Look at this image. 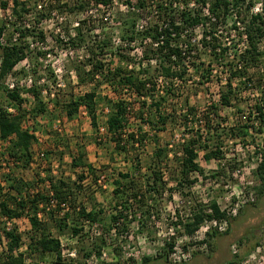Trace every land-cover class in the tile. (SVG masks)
Segmentation results:
<instances>
[{"label":"rangeland","instance_id":"374dc122","mask_svg":"<svg viewBox=\"0 0 264 264\" xmlns=\"http://www.w3.org/2000/svg\"><path fill=\"white\" fill-rule=\"evenodd\" d=\"M30 3L32 10L22 18L19 24L34 26V35L25 38L33 52L18 63L4 80L0 81V98L4 97L2 86L7 87L13 82L18 83L16 84L18 87L26 88L25 84L22 86L19 84L25 78L31 77L33 82L42 85L41 100L48 110H53L55 113L54 116L44 115L36 120L27 116L23 120L22 126L31 128L37 139L33 146L34 162L26 168H15L13 165L11 167L16 176L27 181L36 179L38 171L41 172V177L44 176L45 168L50 167L55 172L57 171V175L61 178L82 185V189H76L75 185H72L75 192L74 197L83 201L87 209L93 206L90 198L95 201L94 209H101L95 223H87L83 218L74 217L67 220V227L63 230L58 229L53 220L45 221L47 231L60 239L62 244L63 263L61 264H130L129 257H132L135 264H141L144 257L152 258L162 254L166 242L169 241L174 243L167 260H152L148 264H219L231 258L233 254L241 257L240 264H264V192L257 196L254 203L246 202L238 207L236 214L240 210L239 214L232 220L229 232L219 234L215 239L208 240L205 232L209 227L224 232L218 228L223 220L216 221V225L211 222L204 223L191 236L184 235L182 226L176 225V222L185 221L190 217L195 203L207 204L214 200L229 215L232 208L246 198L250 192L255 191L258 194L260 189H264V181L262 183L255 172L260 162L258 156L264 155V131L256 123L257 119L254 117L255 103L264 105V79L256 81L259 73L264 72V58H261L259 66L248 69L247 77L250 80L240 85L237 97L232 95L230 104L224 106L220 102V94L221 86L225 84L228 76L227 58L212 61L208 56L209 52L200 49L201 54L198 59L193 55L189 59L191 63L187 60L185 62L188 75L185 76L187 81L181 88L182 91L173 101L167 98L163 103L164 108L170 112L175 109L176 113L180 112L185 100L190 106L195 107V111L189 114L187 124L181 126L180 121L169 120L163 128L157 129V126L141 123L137 118H130L127 131L134 132L138 126H142V130L147 134L146 139L143 146L126 145L129 150L128 154L120 155L113 145L107 143L105 127L108 100L116 99L118 95L114 94L100 73H96L93 82L79 83L75 68H82L84 71L92 69L91 56L87 47L91 42H98L94 39L99 38L100 41L103 38L106 39L107 31L111 33L109 34L110 40L105 53L99 55L103 62L110 63L112 53H115L121 46L124 48L122 52L129 53L135 62L139 61L141 52L138 44L127 45L126 42L118 41L113 32L117 26L116 12L119 10L126 12V5L121 1L115 2L114 6L102 13L99 8L96 9L91 3L88 4L87 0H30ZM63 4H67V7H62ZM79 4L84 6L82 10L79 9ZM180 6L183 4L180 3ZM259 9L260 5L257 4L254 10L259 11ZM9 11V9H3L0 3V21L8 16ZM40 12L45 16L40 17ZM37 19L38 21H35ZM96 19L97 21H94ZM10 21L11 19H8V29L0 37L1 44L5 43V36L11 33ZM141 23L139 22L137 27H140ZM228 26L229 23L225 27H220L224 36L228 35L225 33ZM77 28L87 35L85 41L72 39ZM38 31L43 32V39L37 36ZM230 31L231 37L238 39L237 48L244 50L246 46L244 40L237 37V31ZM200 34L201 27L199 26L191 32V40H199ZM15 38H18L17 33H13L12 30V41H15ZM227 41L225 39V42ZM37 51L44 52L43 56H38ZM19 68H23L24 73H18ZM34 68L37 69V73H33ZM196 68L199 71L194 73ZM204 68L211 69L210 74H207L208 79L201 76L203 74L201 70ZM84 71L82 75L85 76ZM162 83L163 81H157L156 85V95L160 97L164 94L161 91L163 90ZM93 88L96 90L97 122L99 128H103L100 131H95L90 125V118L84 106L79 107V111L72 118H68L63 109V105L70 98H76ZM21 96L24 99L23 107L29 110L34 103L32 95L23 91ZM121 96L133 102L129 92L124 91ZM211 104L216 106L218 117L208 108ZM4 107L8 105L4 103ZM205 114L213 120L212 129L209 132L204 126L203 116ZM191 130L194 133L198 130L203 136L208 134L204 138L208 139L209 149H218L221 158L206 160L202 156L203 151L200 150L197 161L203 169V174L191 176V178L195 177L196 181L190 188L183 187L179 191L174 182L168 181L167 186L171 189L165 191L161 201L159 199L152 201V206L149 208L151 217H139V213L135 216L128 215L127 220L130 224L126 233L122 231L120 235H117L115 230H111L110 235H106L105 231L110 226V217L115 213L112 180L117 177L116 172L133 169L135 156H139L144 166L158 144L168 149V167H165L166 163L160 165L165 179L169 180L171 176H177L175 169L177 162L174 161L173 156L174 153L177 157L181 156L180 143L188 135L186 132H191ZM4 146L6 143L0 140V153ZM47 150L50 152L49 155L46 154ZM80 151H84V162L99 169L93 176L88 174L87 168L71 165V162L78 158ZM39 152L43 153V157L45 155V159L37 155ZM39 163L40 166H37ZM8 164L10 163L4 159L0 161V174L6 171ZM81 174L84 175L82 180L78 177ZM96 179L97 182L94 183ZM4 186L6 187V184ZM43 215L45 219V214ZM138 220L144 222L141 229H138ZM3 224L1 220L0 227ZM12 225L21 235L20 245L13 251V254H24L25 264H52L55 256H40L27 247L31 235H39L31 232L26 216L13 219ZM74 225L80 226L82 231L88 234L84 242H80L76 236L71 234L70 226ZM102 234L104 240L100 255H98L93 252L92 239ZM203 239L208 243H202L200 240ZM88 246L92 248V253L85 256ZM69 252H74V255H68ZM103 252L104 255H102ZM6 253V239L3 238L0 243V257H4ZM172 253H174L173 256H171Z\"/></svg>","mask_w":264,"mask_h":264},{"label":"trees","instance_id":"16d2710c","mask_svg":"<svg viewBox=\"0 0 264 264\" xmlns=\"http://www.w3.org/2000/svg\"><path fill=\"white\" fill-rule=\"evenodd\" d=\"M120 1L126 5L127 10L126 12H120V10L116 12L117 26L113 32L118 41L126 42L127 45L138 44L141 52L139 61L135 62L129 53L122 52L124 48L121 46L117 48L115 53H112L110 63L103 62L99 55L104 54L107 49L110 40L109 34H111L110 31H107L106 39L103 38L101 41L99 38L94 39L98 42H91L90 46L87 47L91 56L92 69L84 71L82 68H75L79 83L93 82L96 73H100L114 94L118 95L116 99L108 100L105 127L107 143L113 145V148L120 155L128 154L129 150H127L126 145L130 147L135 144L143 146L146 139L147 134L142 130V126H138L134 132L127 131L130 118H137L141 123L157 126V129L163 128L169 120L172 122L178 120L181 126L187 124L190 118L189 114L195 111V107L190 106L185 100L180 112L176 113L175 109L170 112L164 108L163 103L167 98L173 101L182 91L181 88L187 81L185 76L188 75L185 62L187 60L188 63H191L189 59L193 55L198 59L201 50H205L209 52L208 56L211 57L212 61L227 58L226 71L228 76L225 84L221 86L220 94V102L224 106L230 104L232 95L237 97V90H239L240 85L250 80L247 77L248 69L259 66L260 61H262L261 58H264L263 0H87V3H91L96 9L99 8L103 13L104 10L114 6L115 2ZM0 3L3 9L10 10L8 16L0 21V37L8 29V19H11L10 24L12 25L11 33L5 36V43H0L1 81L13 71L18 63L33 52H31L25 38L34 35L35 29L30 23V26L28 24L20 25L22 18L32 10L30 0H0ZM180 3L183 6H180ZM257 4L260 5L259 11L254 10ZM62 7H67V4H63ZM83 7L82 4H79L80 10ZM39 16L44 17L45 14L40 12ZM89 20L93 21L91 18ZM139 22L142 23L140 27H137ZM227 23L229 26L225 33L228 35L224 36L220 27H225ZM199 26L201 27V37L199 40L192 41L191 32ZM12 30L13 33H17L18 38H15V41H12ZM230 30L237 31V37L244 40L246 44L244 50L237 48L238 39L231 37ZM81 31L80 28H77L72 39L85 41L87 35ZM37 36L39 39L44 38L42 31H38ZM225 39L228 41L225 42ZM43 54L44 52L37 51L38 56H43ZM32 71L37 73L36 68ZM82 71L86 72L85 76L82 75ZM198 71L199 69L196 68L194 73ZM201 71H203L201 76L208 79L211 69L204 68ZM18 73H24L23 68H19ZM159 77L163 81V90L161 91L164 94L161 97L156 95V81ZM262 79H264V72L259 73L256 81L259 82ZM41 87L42 85L36 82L26 86V88L17 85H14L13 88L2 86L4 97L3 99L0 98V140L5 142L6 146L0 153L2 157L0 161L4 159L10 164H8L6 171L0 174V222L2 217L13 220L26 216L30 223L31 232L39 235H31L27 247L40 256H55L52 264H61L63 260L60 239L47 231L45 221L53 220L55 226L63 230L67 227V220L74 217L95 223L101 209H94L95 201L91 198L93 206L87 209L83 205V201L74 197L75 192L72 185H75L76 189H82V185L61 178L60 175H57V171L55 172L50 167L45 168L46 174L44 176L41 177V172L38 171L37 178L28 181L14 174L11 165L15 168H26L34 162L33 146L37 139L31 128L22 126L23 120L27 116L36 120L44 115L47 117L54 116L55 113L53 110H48L41 100ZM23 91L29 92L34 99L33 106L29 110L22 105L24 99L21 92ZM124 91L130 93L133 102L122 98L121 94H124ZM95 97L96 90L93 88L76 98H70L63 105L65 115L72 118L79 111V107L84 106L90 118V125L95 131H100ZM4 103L12 106L13 111H8L4 107ZM208 108L218 117L217 108L214 104ZM254 109L257 113L256 119L259 127L262 128L264 126V105L255 104ZM203 119L204 126L209 132L212 129L213 120L208 114H205ZM193 121L196 122L197 120ZM186 133L188 135L180 143L181 156L177 157L175 153L173 156L174 161L177 162L175 168L177 176H171L169 180L165 179L160 165L166 163L165 167H168V149L165 146L160 147L158 144L144 166H142L139 156H135L133 169L116 172L117 177L112 180L115 213L110 217V226L105 231L107 232L106 235H110L111 230H115L117 235H120L122 231L126 233L130 224V221L127 220L128 215L135 216L139 213V217H151L149 208L152 206V201L158 199L161 201L165 191L171 189L167 186L168 181L174 182L179 191L183 187L190 188L196 181V178H191V176L203 174V169L197 161L200 150L203 151L202 156L206 160L221 158L218 149H209L208 139L204 138L208 134L203 136L198 130L195 133L192 130ZM231 133L233 134V130ZM123 140L124 143H122ZM46 154L49 155L50 152L47 150ZM83 158L84 151L78 152V158H75L71 165L87 168L88 174L92 176L99 171L92 164L84 162ZM42 159H45V155ZM37 166H40V163ZM255 172L263 183L264 155ZM83 176L81 174L78 177L82 180ZM96 182L97 179L94 183ZM42 184L43 186H40ZM263 192L264 189H260L258 195ZM52 200H55L54 206H52ZM62 202L66 204L67 209L60 214V209H62L60 203ZM239 211L235 216H229L214 200L207 204L195 203L191 209L190 217L185 221L176 222V225L182 226L184 235L191 236L204 223L226 219L228 222L224 232H219L214 227H209L205 232L206 238L212 240L219 234L229 232L231 222L239 214ZM42 213L45 214V219ZM140 221H137L138 229H141L144 224ZM70 232L80 242H84V239L88 238V234L84 233L80 226H70ZM103 237L102 234L92 239L93 252L98 255H100L103 245ZM3 238L6 239L7 253L4 257H0V264H25L24 254H13L21 241V235L17 228L11 225L7 229L6 225L3 224L0 227V243ZM200 241L202 243L207 242L204 239ZM173 243L172 241L166 242L162 254L152 258L144 257L141 264H148L157 259L167 260L168 253L173 249ZM91 253L92 248L88 246L84 255L89 256ZM240 260L241 257L233 254L231 258H227L219 264H240ZM128 261L130 264H135L132 257H129Z\"/></svg>","mask_w":264,"mask_h":264},{"label":"built area","instance_id":"2783aa9c","mask_svg":"<svg viewBox=\"0 0 264 264\" xmlns=\"http://www.w3.org/2000/svg\"><path fill=\"white\" fill-rule=\"evenodd\" d=\"M188 68V67H187ZM25 81V82H24ZM24 81L23 82H20V84L19 85H26V86H30L31 84H32V82H33V80H32V78L31 77H27V78H25L24 79ZM157 81H161L162 82V78L161 77H159V79H157ZM157 81H156V85H157ZM16 84H18V83H16ZM16 84H14L13 82H11L10 84H8V86H9V88H13L14 87V85H16ZM44 92H45V90H43ZM256 104V103H255ZM7 108V110L8 111H13V107L12 106H8V107H6ZM255 110V109H254ZM255 114H254V117L256 118V110H255V112H254ZM257 122L256 123H258V120H256ZM259 124V123H258ZM263 128V131H264V126L262 127ZM100 129H103V128H100ZM182 141H183V139H182ZM39 157H43V153L42 152H39V154H37ZM258 159H259V161L262 159V157H260V156H258ZM257 196H258V194L255 192V191H252V192H250L249 194H248V196L246 197V198H244L243 200H241L239 203H237L236 205H235V207L234 208H232V210L229 212V215H233V216H235V214H236V211H237V209H238V207H240V206H242L244 203H246V202H248V203H254L256 200H257ZM51 203H52V206H54L56 203H55V200H52L51 201ZM60 207L62 208L61 210L62 211H64V210H66L67 209V206H66V204L64 203V202H62V203H60ZM62 213V212H61ZM3 222H4V224L6 225V227H7V229H9L10 227H11V225H12V221L13 220H8V219H6L5 217H2V219H1ZM223 221L220 223V226L218 227L220 230H222V231H225L226 230V228H227V220L226 219H222ZM87 223H88V221H86ZM211 223H213V225H216V221L215 220H213V221H210ZM3 243H4V241H3ZM61 246H62V244H61ZM105 253L103 252L102 253V255H104ZM68 255H70V256H73L74 255V252H69L68 253ZM174 255V253H172L171 254V256H173ZM25 258H24V263H25Z\"/></svg>","mask_w":264,"mask_h":264}]
</instances>
